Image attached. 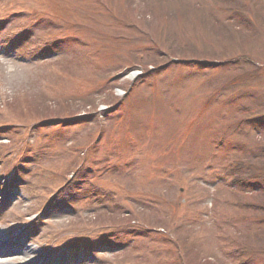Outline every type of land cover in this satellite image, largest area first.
I'll return each mask as SVG.
<instances>
[{
	"label": "rangeland",
	"instance_id": "1",
	"mask_svg": "<svg viewBox=\"0 0 264 264\" xmlns=\"http://www.w3.org/2000/svg\"><path fill=\"white\" fill-rule=\"evenodd\" d=\"M101 1L106 7L58 0L72 10H49L40 0H0V56L21 70L10 76L0 66V89L15 91L11 101L0 94V124L52 118L30 127L9 185L11 155L0 157V199H8L0 201V240L14 255L0 264L52 252L49 264H178L176 256L179 264H264V190L245 195L237 209L220 171L237 159L264 161V0ZM48 13L64 18L67 31L79 24V41L58 38L66 32ZM22 27L26 38H8ZM41 38L53 44L33 49ZM167 55L189 63L173 65ZM143 67L155 73L136 79ZM61 118L67 126L54 127ZM25 129H0V144L17 142ZM87 147L82 165L76 151ZM74 164L82 168L77 191L57 198L58 170L69 168L62 181L71 180ZM89 187L99 195H87ZM158 231L171 236V249L157 250Z\"/></svg>",
	"mask_w": 264,
	"mask_h": 264
},
{
	"label": "trees",
	"instance_id": "2",
	"mask_svg": "<svg viewBox=\"0 0 264 264\" xmlns=\"http://www.w3.org/2000/svg\"><path fill=\"white\" fill-rule=\"evenodd\" d=\"M96 1L99 4H101L102 6L106 7V5H103L104 3L101 0H96ZM177 1H180V0H177ZM183 1H185V0H183ZM47 4L50 6L48 8L49 10L59 9V7H61V8H69L70 10H72L71 7H69V6L65 5V4H57V2L55 0H50V2H48ZM112 18H114V17H112ZM63 20L66 21L64 18H63ZM122 21L126 22L127 19H124ZM131 24L132 23H129L126 26L128 27ZM116 25H117V23H116ZM249 25H250V27L253 26L252 24H249ZM239 26L242 27V23ZM159 47H160V45L157 44V48H159ZM199 56H203V55L195 56V57H197L196 59H199L200 58ZM174 57H177V56H174ZM178 58H180V57H178ZM182 60H184V59H182ZM200 60H202V59H200ZM215 60H218V59H215ZM240 61L243 62L242 57L241 58H236L234 60H230L227 63H234L235 65H239V64H241V63H239ZM248 61H251L250 64H252V65L256 64L252 60L248 59ZM211 62H214V61H211ZM204 63H205V61H204ZM224 63H226V62H224ZM244 64H246V63H244ZM153 67L154 68H158V64H154ZM143 68L145 69V72L149 71V69L147 67H143ZM89 103L91 104V106L94 105V104H92L91 101H89ZM231 172L234 175V184H235L237 190H242V191H244L243 193H245V194H247L249 192H252V193H254V195H258V194L262 195V191L264 189H263V187L259 186V183H260L259 179L264 180V161H262L261 164L259 163L258 165L245 164L244 161H237L235 164H233L231 166ZM251 185L253 186L252 188H251ZM241 196H242V194H241ZM241 205L244 206V207H247V208L252 206L250 204H245V203H242ZM261 210H264V206H262ZM182 257L184 259L183 255H182ZM186 264H189V263H186ZM198 264H200V263H198Z\"/></svg>",
	"mask_w": 264,
	"mask_h": 264
},
{
	"label": "clouds",
	"instance_id": "3",
	"mask_svg": "<svg viewBox=\"0 0 264 264\" xmlns=\"http://www.w3.org/2000/svg\"><path fill=\"white\" fill-rule=\"evenodd\" d=\"M0 66L3 67V69L11 76L12 74L20 73L21 70L19 69V66L15 64L14 61L0 56ZM0 94L5 96L6 99L9 101L12 100V98L15 95L14 88L10 85H5L2 89H0Z\"/></svg>",
	"mask_w": 264,
	"mask_h": 264
},
{
	"label": "bare ground",
	"instance_id": "4",
	"mask_svg": "<svg viewBox=\"0 0 264 264\" xmlns=\"http://www.w3.org/2000/svg\"><path fill=\"white\" fill-rule=\"evenodd\" d=\"M4 245H5V242H2V243L0 244V247L2 248Z\"/></svg>",
	"mask_w": 264,
	"mask_h": 264
}]
</instances>
